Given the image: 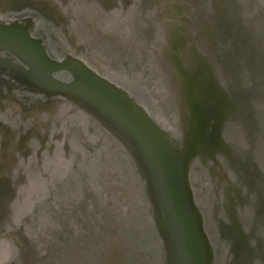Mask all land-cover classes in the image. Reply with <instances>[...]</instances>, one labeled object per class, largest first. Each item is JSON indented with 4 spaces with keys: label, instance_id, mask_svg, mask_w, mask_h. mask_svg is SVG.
<instances>
[{
    "label": "water",
    "instance_id": "obj_1",
    "mask_svg": "<svg viewBox=\"0 0 264 264\" xmlns=\"http://www.w3.org/2000/svg\"><path fill=\"white\" fill-rule=\"evenodd\" d=\"M130 2L156 28L153 64L172 132L78 59L53 61L31 36L29 19L0 21V51L24 65L0 67L31 92L61 97L96 121L128 158L124 187L133 197L130 211L119 208L110 220L99 195L85 218L81 202L74 229H56L51 240V221L40 235L1 230L6 264H264V0ZM193 171L210 184L211 219ZM135 191L145 213L134 206Z\"/></svg>",
    "mask_w": 264,
    "mask_h": 264
},
{
    "label": "flooded vegetation",
    "instance_id": "obj_2",
    "mask_svg": "<svg viewBox=\"0 0 264 264\" xmlns=\"http://www.w3.org/2000/svg\"><path fill=\"white\" fill-rule=\"evenodd\" d=\"M130 1L132 0H0V21H32L31 36L42 43L46 54L53 61H61L71 56L125 90L129 89L131 82L137 86L134 82L136 80L147 87L153 85L154 93L150 94L151 97L142 91L137 93L135 90V93L146 101L151 98L157 101L156 108L167 118L161 105L163 99L160 91L163 81L156 71V64H152L159 54L157 40L150 43L142 37L139 28L142 23H147V20L141 13L142 5L137 7ZM150 44L153 46L148 47ZM137 45L140 46L136 47ZM127 48L132 51L127 52L129 58H126L123 51L128 50ZM83 52L87 55L86 58L82 55ZM118 52L120 55H117ZM135 52V58H130ZM188 59L200 60L194 55H189ZM0 61L24 67L9 51H0ZM112 70L124 71L127 81L111 79L107 75ZM133 72H138L139 75ZM118 75L121 76L120 73ZM67 76L68 74L63 76L62 80H66ZM65 105L72 107L73 111L63 109ZM78 110V107L61 97L31 92L19 84L10 70L0 67V231L6 227L14 229L15 222L10 224L6 223V220L10 219L18 208L26 211L28 207L24 208L20 204L30 196L32 189H37L40 195L43 191L41 185L45 180L53 184L43 185L47 186L48 199L45 203H48L55 197H68L77 189L81 193L80 176H86L88 170L94 172V169L103 167L102 160L104 161L105 155L97 157L98 153H102L98 143L87 142L89 137L85 136L88 131L91 137L97 139L99 133L104 135L100 132L101 127L86 114L87 120L75 122L72 118L75 116L74 112L83 113ZM167 120L170 121L168 118ZM62 128L69 131L61 135ZM69 132L71 137L65 138V144L63 137ZM73 135L75 141L72 140ZM69 145L74 146V162L71 160V164ZM77 146L81 150L84 149L88 155L87 160H93L88 164L87 161L84 163L82 157L77 154ZM112 146L114 147L113 144ZM56 149L60 150L63 161L56 156ZM108 161L116 162L110 155ZM80 162L85 166L79 168ZM100 162L102 165L99 166ZM195 174L202 178L200 173ZM29 177L38 183V187H33ZM97 177L100 184L103 175L98 173ZM202 185L204 186V182L198 192V188H195L197 199L199 197L205 204L204 208H208V199L202 192ZM62 204L61 210L68 212V201ZM48 209L50 211L49 207L37 203L33 210L38 214L40 211L46 213ZM72 211L74 215V210ZM63 225L66 228V225ZM209 234L215 240L211 230ZM63 241L70 240L66 238ZM63 257L65 258L66 254Z\"/></svg>",
    "mask_w": 264,
    "mask_h": 264
},
{
    "label": "rangeland",
    "instance_id": "obj_3",
    "mask_svg": "<svg viewBox=\"0 0 264 264\" xmlns=\"http://www.w3.org/2000/svg\"><path fill=\"white\" fill-rule=\"evenodd\" d=\"M117 4L119 5V1H117ZM114 14L116 16L117 11ZM139 31L142 34V37L145 40H148L147 42H150V43L154 42L153 38H154L155 31H156L155 26L153 27L149 23H142L140 25ZM147 42L145 41V43H147ZM140 45H137L136 47H139ZM151 46L152 45L150 44L148 47H151ZM142 87L144 88V85ZM153 91H154L153 85H150V86L148 85V90H146V94L148 93L147 96L151 97L150 94L154 93ZM129 92L134 96L136 95L135 97L137 98V100H139L147 108H148V106H151L154 110V106H153L154 102H150L152 100V98L150 100L147 99L149 101H146L145 99L142 100L143 98L141 99V97H138L137 94H135L134 89H129ZM154 104H156V103H154ZM150 113H151V111H150ZM87 142H90V141H87ZM75 148L79 151V153H77V154L80 157H82V161L84 163L87 161V164H88V162L93 160V159L87 160L88 155L86 154V152H84V149L81 150V148L79 146H77ZM72 150H73L72 146L69 145V151H70L69 157H71L70 164L74 162V160H73L74 155L72 154ZM86 150H88V149H86ZM104 154H105V157H104L105 162L102 160V164H104L103 167H101V168L99 167L96 170L94 169V172L88 170V172H86V176H84V177L80 176V178H79V184L81 186V193L80 194H79V191L77 189L74 194H71L68 197H62V198L55 197L51 201H49L48 203H45V201L48 199V195H47L48 190L46 188L47 186L44 187L43 185L45 183L53 185L52 183H50V182L48 183V181L45 180V182L42 183L43 185H41V188L43 190L41 192V194L39 195L37 193V190H35V191L32 190L30 193V196L28 198L26 197V199L24 200V203H23L24 205L21 204L24 208H25V206L28 208H26V211L24 213L20 214V216L17 219L18 221L15 220V225L13 226L14 229H12V228L9 229L8 227H6V228H4L3 232L9 233V230H17L19 228H22V230H23L22 232L26 236L31 235V234L33 235L34 233L35 234L38 233L40 235L43 233L42 230L47 225V222L51 221L50 227H49L50 229L47 230V231H50V237L48 234V238H50V240H51L52 233L56 229H58L59 231L61 229H63L64 230V231H62L63 233L70 232L69 230H71L72 228L74 229L76 217H75V215H72V213H73L72 209L74 210L76 208V206L79 205L81 202L84 201L83 202L84 203L83 217L84 216L87 217L86 213H88L90 215V213L93 211L92 206H91L92 200L97 195H99L97 199H99L100 207L102 210H104L103 213L107 217H109V220H110V218L113 219V214L119 208H120V210L122 209V211H123L122 214L127 209L129 210L132 207L133 197H132V195H130L129 192L125 193V187H124V177L126 176V174L124 173L125 164L118 162L117 159H115L116 162L108 161V155L106 153H100V154L98 153L97 157H101V155H104ZM59 158L61 159V161H63V157H61V155L59 156ZM106 158H107V160H106ZM71 160H73V162ZM87 164H86V166H87ZM80 166L81 167H79V168H82L83 166H85V164H82L80 162ZM45 167L46 166H44V168ZM88 167L89 166H87V169H88ZM98 173H101L103 175V177H101V179H100V184L98 182L99 176L97 177ZM105 173H106V176H105ZM120 173H121V175H120ZM112 174H115V175L117 174V176L113 178ZM89 175H90V177H89ZM203 178H201L202 182L204 181V186L202 185L204 190L202 192H204V195L208 199L209 193H210V184L206 179H203ZM232 178H231V181H233ZM102 182H103V185H102ZM198 187H194V188H198ZM134 195H135V203L134 202L133 203H134V206L136 207V210H137L138 206L140 204V201L137 198H139L140 196L138 194V191H135ZM65 201H68V204L66 205V206H69L68 212H64L60 208V206L63 205L62 203H65ZM21 203H22V201H21ZM37 203H40V205H44V206L49 207L50 211L48 209V211L46 213L43 211H40L38 214H36L33 209H34V205ZM137 203H139V204H137ZM209 205L210 204H208L207 207H209ZM204 211L207 214L208 219L209 218L211 219L212 212H210V210L208 208H205ZM137 212H140V211L137 210ZM78 216H81L80 213H78ZM217 216L220 217L218 214H217ZM83 217H82V219H83ZM115 218L116 217H114V219ZM13 220H14V217H12V221ZM63 224H65L67 228L61 227ZM126 231L128 234L133 233V229L131 231H130V229H127ZM126 231H124V234L126 233ZM12 232H14V231H12ZM0 234H1V232H0ZM114 234H117V236H115L114 238L115 239L118 238V233H114ZM63 242H64V245L66 244V246H68L70 244L69 241H63ZM3 243L4 242H2V240L0 239V264H6L10 258V257H8V254H9V252H7L8 249L4 246L5 243L4 244ZM5 249H6V251H5Z\"/></svg>",
    "mask_w": 264,
    "mask_h": 264
},
{
    "label": "bare ground",
    "instance_id": "obj_4",
    "mask_svg": "<svg viewBox=\"0 0 264 264\" xmlns=\"http://www.w3.org/2000/svg\"><path fill=\"white\" fill-rule=\"evenodd\" d=\"M78 28V27H77ZM80 30V29H79ZM89 37H91V36H89ZM89 37H88V39H89ZM117 47V46H116ZM128 49V48H127ZM130 49H128V50H125V49H123V51H124V53H125V55H126V58H129V56H128V54H127V52H130L129 51ZM97 51H95V53H96ZM132 52V51H131ZM130 52V53H131ZM123 53V52H122ZM82 55L86 58L87 57V55L83 52L82 53ZM117 55H120L119 54V52L117 53ZM137 55V53L135 52L134 54H131V56H130V58H135V56ZM109 56V55H108ZM110 56H112L111 54H110ZM96 57V56H95ZM98 57V56H97ZM114 57V56H113ZM115 58V57H114ZM97 61H98V59H97ZM103 62V61H102ZM98 66V65H97ZM105 69V68H104ZM110 74H108L107 76H109L111 79H114V80H124L125 79V77H124V75H126L125 73H124V71H117V70H115V71H113L112 70V72H109ZM120 73L121 74V76H119L118 74ZM134 74H136V75H139L138 74V72H133ZM132 73V74H133ZM133 78H134V76H133ZM125 81H127L126 79H125ZM131 82V81H130ZM135 82V84L137 85V86H135L132 82V84L130 83V85L131 86H128V88L129 89H134V90H136L137 92L138 91H142V93L143 92H145L146 93V90H148V87L146 86V85H144V84H141V83H139L137 80L136 81H134ZM158 83H159V81H158ZM129 84V83H128ZM144 85V88L142 87ZM159 88V87H158ZM127 89V88H126ZM129 89H127L128 91H129ZM139 93V92H138ZM136 94V93H135ZM148 94V93H147ZM142 100H144V99H142ZM151 102H154V103H156V104H154L153 103V106H154V110H153V108L151 107V106H148V109L151 111V113L153 114V115H155L154 117H155V119L164 127V128H166L168 131H170V132H172L173 131V127H172V124H171V122L169 121V120H167V118L166 117H164L163 116V114L162 113H160L159 112V110H158V108H156L157 107V101H151ZM148 103V102H147ZM149 104V103H148ZM63 109H69L70 111H73V109H72V107H70L69 105H65V107H63ZM79 111V110H78ZM80 112V111H79ZM75 114V116L74 117H72L73 118V120L75 121V122H81L83 119L85 120L86 118L88 119V117H86V115L84 114V113H82V114H78L77 112H74ZM43 116V115H42ZM86 119V120H87ZM85 123V122H84ZM84 126V125H83ZM100 129V128H99ZM67 131H69V130H67L66 128H62L61 129V131H60V133H61V135L62 134H64V133H66ZM99 132V131H98ZM100 132L102 133V134H104V135H100V133H99V137L97 138V139H94L93 137H91L89 134H88V131H86V135L85 136H87V137H89V141L90 142H95L96 144L98 143V146H99V149H100V152H102V153H106L108 156L110 155V156H113L114 157V159H117V161L118 162H121V163H125L126 161H127V159L128 158H126V156H125V154H124V152L122 151V149H121V147L120 146H118L117 144H116V142L115 141H113V140H111V138L106 134V133H104L101 129H100ZM84 136V135H83ZM68 137H71L70 136V132L69 133H67V134H65V136L63 137V143H65L66 144V140H65V138H67L68 139ZM51 138V137H50ZM50 138L48 139V142H49V140H50ZM72 140L73 141H75V136L73 135L72 136ZM112 144L114 145V147L112 146ZM59 148V147H58ZM72 148H74V146H72ZM55 154H56V156H60L61 155V153H60V150H58V149H56V151H55ZM105 155V154H104ZM126 158V159H125ZM106 160H107V158H106ZM109 163V162H108ZM100 164H101V162L99 163V166H100ZM107 164V163H106ZM125 164H127V163H125ZM102 165V164H101ZM121 165V164H120ZM124 177V176H123ZM191 178H192V182H193V184L195 185V186H199L198 188H200V186H201V184H202V181H201V178L200 177H198L196 174H195V172H192V176H191ZM29 180H30V182L32 183V185H33V187H36L37 185H38V183L37 182H35V180L33 179V178H31V177H29ZM199 184V185H198ZM102 185H103V183H102ZM38 187V186H37ZM33 190V189H32ZM35 190H37V189H35ZM34 190V191H35ZM198 190L199 189H197V192H198ZM138 194H139V192H138ZM139 196H140V194H139ZM198 202H199V204H201V207L203 208V209H205L204 208V202L202 201V200H200V198L198 197ZM26 203V202H25ZM137 204H139V203H137ZM21 205V204H20ZM22 210V208H18L17 209V211L15 212V214L14 215H12V217H14V220L12 221V217L9 219L8 218V220H6V223H14L15 222V220H17L18 219V217L20 216V214H22V213H24L25 211H21ZM137 210H139L140 212L139 213H141L143 210L141 209V204H139V206H138V209ZM142 210V211H141ZM143 213H145V211H143ZM142 216V215H141ZM142 218H144V216H142ZM10 223V224H11ZM9 228V227H8ZM5 251H6V249H5ZM6 253V252H5Z\"/></svg>",
    "mask_w": 264,
    "mask_h": 264
}]
</instances>
